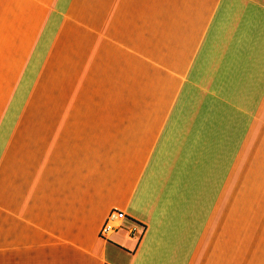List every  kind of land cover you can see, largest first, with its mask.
Returning <instances> with one entry per match:
<instances>
[{
  "label": "crops",
  "instance_id": "crops-1",
  "mask_svg": "<svg viewBox=\"0 0 264 264\" xmlns=\"http://www.w3.org/2000/svg\"><path fill=\"white\" fill-rule=\"evenodd\" d=\"M0 264H264V0H0Z\"/></svg>",
  "mask_w": 264,
  "mask_h": 264
},
{
  "label": "built area",
  "instance_id": "built-area-1",
  "mask_svg": "<svg viewBox=\"0 0 264 264\" xmlns=\"http://www.w3.org/2000/svg\"><path fill=\"white\" fill-rule=\"evenodd\" d=\"M125 219L126 213L123 210L111 209L100 226L99 236L104 240H108L114 232L123 228ZM143 230L144 226L136 222L126 228L128 236L134 240H138L141 237Z\"/></svg>",
  "mask_w": 264,
  "mask_h": 264
},
{
  "label": "rangeland",
  "instance_id": "rangeland-1",
  "mask_svg": "<svg viewBox=\"0 0 264 264\" xmlns=\"http://www.w3.org/2000/svg\"><path fill=\"white\" fill-rule=\"evenodd\" d=\"M112 244H113L112 242L109 243V248H110V249H109V253H110V252H113V250H114V249H112V247H111Z\"/></svg>",
  "mask_w": 264,
  "mask_h": 264
}]
</instances>
